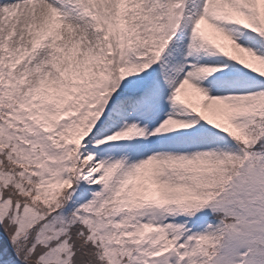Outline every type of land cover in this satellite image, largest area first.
Masks as SVG:
<instances>
[{
	"label": "snow or ice",
	"instance_id": "6c2138e0",
	"mask_svg": "<svg viewBox=\"0 0 264 264\" xmlns=\"http://www.w3.org/2000/svg\"><path fill=\"white\" fill-rule=\"evenodd\" d=\"M0 264H264V0H0Z\"/></svg>",
	"mask_w": 264,
	"mask_h": 264
}]
</instances>
